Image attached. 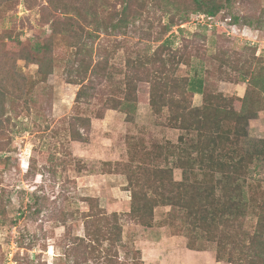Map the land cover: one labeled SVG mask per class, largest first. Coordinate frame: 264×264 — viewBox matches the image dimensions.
<instances>
[{
    "label": "rangeland",
    "instance_id": "rangeland-1",
    "mask_svg": "<svg viewBox=\"0 0 264 264\" xmlns=\"http://www.w3.org/2000/svg\"><path fill=\"white\" fill-rule=\"evenodd\" d=\"M48 1L19 0L0 14V32L14 37L13 51L19 49L16 41L24 46L44 42L52 34L54 21L67 22V15L56 12ZM78 2L83 11L121 9L117 0ZM132 2L131 11L139 17L112 35L100 33L91 44L94 64L103 63L106 71L90 77L88 98L75 105L80 87L68 83L66 75L73 48L58 38L53 74L17 105L13 130L0 136V264H105L108 250L116 264H215L214 244H208L204 253L192 252L183 235L161 225L170 208L156 209L153 228L141 227L129 217L131 192L125 172L132 159L145 157L154 145L178 143L181 134L169 126L167 111L160 116L152 113L151 84L144 72L133 122H126L122 112L105 111L104 106L120 96L128 62L153 55H176L189 62L179 63L176 75L209 71L210 88L243 97L247 84L221 81V76L238 77L234 69L257 64V57L262 60L257 68L264 67V0H224V9L213 22L190 14V0ZM216 22L224 26L217 27ZM225 61L231 66L224 65ZM18 64L29 84L36 80V65L23 60ZM27 101L28 106L24 105ZM202 102V95L194 96V106ZM99 111L105 113L103 119L96 118ZM77 117L92 119V130L83 131L88 143L71 140L72 132L83 130ZM249 134L264 139V110L250 122ZM108 159L116 165L107 166L103 160ZM157 163L164 166L162 160L150 162ZM181 178L182 171L175 170V179ZM88 197L98 200L92 210L85 201ZM99 210L120 215L123 240L114 247L109 241L98 247L87 236L86 216ZM100 226L93 222L90 228L94 231Z\"/></svg>",
    "mask_w": 264,
    "mask_h": 264
},
{
    "label": "trees",
    "instance_id": "trees-1",
    "mask_svg": "<svg viewBox=\"0 0 264 264\" xmlns=\"http://www.w3.org/2000/svg\"><path fill=\"white\" fill-rule=\"evenodd\" d=\"M18 2L0 0V14ZM48 2L68 19L63 24L54 21L52 34L44 42L24 46L16 41L19 49L13 51L10 44L14 37L0 32V136L13 130V119L19 110L17 105L26 101L37 83L47 81L53 74V52L58 38L73 48L66 75L68 83L80 87L75 99L78 107L89 96L90 77L106 71L103 63L94 64L91 44L100 33L112 35L139 17V13L131 11L132 0H117L121 9L113 11H83L78 0ZM223 9L224 0H190L188 10L190 14L215 17ZM21 60L38 67L37 78L30 84L19 67ZM136 60L128 62L120 96L109 99L104 110L122 112L126 122H133L139 103L138 83L144 80V72L151 84L149 105L152 113L160 116L167 111L169 126L181 134L178 143H167L164 147L154 145L145 157L136 155L137 158L132 159L125 172L131 192L129 217L141 227L153 228L156 209L168 207L170 211L161 225L170 226L176 234L183 235L189 250L206 252L208 244H214L217 262L264 264V139H255L249 134L250 122L264 110V67L257 68L262 63L261 58L254 59L257 64L244 65L240 69L234 67L238 72L236 78L221 76V81L247 84L243 97L227 96L210 88L209 71L176 75L179 63L189 64L176 55H153L149 59ZM223 64L231 66L229 61ZM148 65L158 66L149 70ZM197 94L203 97L200 106L193 104ZM27 103L24 105L28 106ZM104 114L99 111L96 118L103 119ZM77 119L83 130L72 132L71 140L88 143L84 132L92 130V119ZM161 160L164 166L150 164ZM177 169L182 171L181 180L175 179ZM85 201L91 205V210L92 205L94 208L98 203L93 197ZM86 217L87 236L92 243L100 247L109 241L114 247L122 242L123 227L118 213L108 215L101 210L90 211ZM249 220L252 221L249 223ZM93 222L102 226L92 231ZM110 252L104 253V263L116 264Z\"/></svg>",
    "mask_w": 264,
    "mask_h": 264
},
{
    "label": "built area",
    "instance_id": "built-area-1",
    "mask_svg": "<svg viewBox=\"0 0 264 264\" xmlns=\"http://www.w3.org/2000/svg\"><path fill=\"white\" fill-rule=\"evenodd\" d=\"M197 18H198V19H201L202 21L207 20L208 22L217 21L216 16H215V17H214V16L212 17V16H206V15H204V14H199V15H197ZM217 23H218V22H216V25H217ZM223 24H224V23L221 22V23H219V24L217 25V27L224 26ZM207 26H209L210 28L212 27L211 23H210V24H207ZM233 28L235 29V28H236V25H234Z\"/></svg>",
    "mask_w": 264,
    "mask_h": 264
},
{
    "label": "crops",
    "instance_id": "crops-1",
    "mask_svg": "<svg viewBox=\"0 0 264 264\" xmlns=\"http://www.w3.org/2000/svg\"><path fill=\"white\" fill-rule=\"evenodd\" d=\"M197 95H199V94H197ZM239 96V95H238ZM201 104H199L198 106H200ZM80 158H82V157H80ZM84 160L85 161H89V159H87V158H84ZM104 162H114L113 160H103ZM192 252H194V251H192ZM201 253H204V252H201ZM147 264H149V263H147ZM215 264H226V263H224V262H215Z\"/></svg>",
    "mask_w": 264,
    "mask_h": 264
}]
</instances>
